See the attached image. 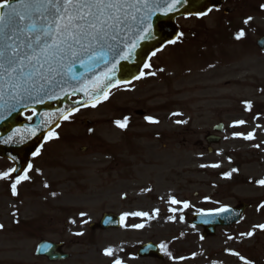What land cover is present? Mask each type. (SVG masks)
I'll list each match as a JSON object with an SVG mask.
<instances>
[{
    "label": "rangeland",
    "instance_id": "374dc122",
    "mask_svg": "<svg viewBox=\"0 0 264 264\" xmlns=\"http://www.w3.org/2000/svg\"><path fill=\"white\" fill-rule=\"evenodd\" d=\"M225 5L229 16L180 19L183 35L151 60L143 80L70 116L56 130L59 138L34 158L17 196L10 197L9 181L0 179V264H242V256L263 257V230L249 224L253 210L240 225L204 240L190 222L196 212L264 198L257 183L264 174V57L247 43H230L244 26L243 6L241 0ZM138 110L145 116L136 117ZM125 117L126 128L115 125ZM218 123L221 142L208 153L204 137ZM249 133L254 137L244 139ZM212 164L219 167H201ZM11 168L0 159V173ZM102 213L122 215L126 226L89 231ZM40 240L63 243L68 261L35 257ZM147 242L170 245L172 257H136ZM109 248L111 256L104 254Z\"/></svg>",
    "mask_w": 264,
    "mask_h": 264
},
{
    "label": "snow or ice",
    "instance_id": "6c2138e0",
    "mask_svg": "<svg viewBox=\"0 0 264 264\" xmlns=\"http://www.w3.org/2000/svg\"><path fill=\"white\" fill-rule=\"evenodd\" d=\"M179 3L181 0H19V3L12 4L10 0H5L0 3V9H5L0 11V109H6L5 114H10L20 108H30L28 101L42 103L45 97L60 99L61 93L69 94V88L74 92H83L89 97L91 106L96 107L101 102V96L107 100L108 89L120 83H113V76L110 74L115 72L120 60H128L141 41L151 38L152 17L157 13L167 16ZM244 23L247 24L248 20ZM244 35L241 30L235 38L239 40ZM177 40H169L168 43L175 44ZM152 55L155 56L156 52ZM77 65L84 70L79 75ZM101 65L105 69L97 74ZM144 67L149 68L150 65L145 64ZM143 75L141 72L136 78L140 79ZM85 106H88L87 102ZM247 107L251 109L250 102H247ZM71 114V111L67 114L63 110L60 112L64 120H68ZM46 115L48 118L42 123H53L54 114ZM145 119L149 123H159L152 117ZM175 122L187 123L181 120ZM237 123L244 124L245 121ZM115 124L122 129L126 128L128 118L117 120ZM25 131L35 134L34 129ZM19 132L17 129L13 135ZM253 137L254 134L249 133L244 139ZM47 138L59 137L52 130L48 132ZM11 139L10 136L4 142L8 143ZM34 155H39V150ZM201 167L216 168L219 165ZM31 168L32 165L29 164L28 169ZM11 171L15 172L17 169ZM236 171L237 169H232V172ZM8 176L9 173H0V179H7ZM230 177L231 172L226 174V178ZM28 179L25 172L11 185L14 196L17 194V184ZM257 183L264 186V179ZM170 202L180 203L175 199ZM184 207L188 205L185 203ZM220 211L227 212L229 209L222 208ZM12 215L15 216L16 213ZM133 215L147 216L148 213L137 212ZM3 227L0 224V229ZM135 227L141 228L143 225ZM259 227L264 230V225ZM246 235L251 236L252 233ZM50 247L51 245H46L45 249ZM165 247L161 245V248ZM112 251L111 248L106 249L104 254L111 256ZM232 254L238 255L235 252ZM241 260L243 264H249L243 257ZM114 264L121 262L115 260Z\"/></svg>",
    "mask_w": 264,
    "mask_h": 264
},
{
    "label": "water",
    "instance_id": "95a60500",
    "mask_svg": "<svg viewBox=\"0 0 264 264\" xmlns=\"http://www.w3.org/2000/svg\"><path fill=\"white\" fill-rule=\"evenodd\" d=\"M222 1L223 0H181V3L177 5L176 9L173 12H170L167 16L159 13L154 15L151 21V38L141 41L133 55L128 60H120L115 72L110 73L113 76L112 82L120 81V83H125L136 79V77L140 75L144 65L147 63L146 61L148 57L152 55L153 52H156L157 49H161L169 40H176L175 38L179 32V28L175 26L177 16H198L200 13H207L212 7L218 9ZM10 2L16 4L19 3V0H10ZM0 11H5V9H0ZM21 39H23V37H21ZM258 45L264 48V40L259 42ZM104 69L105 66L101 65L100 68L97 69V74ZM76 71L79 75L84 70L77 65ZM112 88L114 87L109 88L108 91ZM68 93V95L61 93L60 99H48L45 97L44 102L42 103L28 101L30 108H20L18 111H13L10 114H5L6 109H0V157L11 160L15 165L14 169H17V171H12V176L19 177L22 174L27 167L29 157L32 156L38 147L42 145L46 134L56 128L57 125L59 126L63 119L60 116L61 110L67 114L70 111L73 112L75 109L83 107L86 102L87 105L91 104L89 97L85 96L83 92H74L69 88ZM72 96L80 97L81 100L70 103L69 99ZM100 99L102 100L103 96H101ZM29 110L33 111L35 115L33 114L30 116L31 119H24L23 113ZM46 114H54L52 117L54 121L53 123L48 125L42 123V121L48 118ZM139 114H143V112H139ZM27 121H30V124ZM84 124L89 125L88 122H84ZM17 129H19L20 132L13 135ZM25 129H34L35 134H31L30 131H25ZM10 136L12 137L11 141L5 143L4 140ZM240 210L242 209L237 210L238 212L236 210H229L218 215H196L193 218V224L205 225V237H208V235L214 234L213 228L218 226V224L229 225L231 222L238 221L237 218L240 216ZM105 219L106 221H104V225L111 224L114 227H118L117 218H114L113 216H104L103 220ZM91 228L93 229V227ZM46 245H51V247L46 250ZM59 247L60 245L58 244L52 245L50 243H41L37 247L36 254L44 256L50 261L65 259L66 256H60L61 254L58 250ZM148 248L151 249L150 252H146V249ZM155 249L156 247L150 244L144 245V247L139 250L138 255L143 257H155Z\"/></svg>",
    "mask_w": 264,
    "mask_h": 264
},
{
    "label": "flooded vegetation",
    "instance_id": "af4514ba",
    "mask_svg": "<svg viewBox=\"0 0 264 264\" xmlns=\"http://www.w3.org/2000/svg\"><path fill=\"white\" fill-rule=\"evenodd\" d=\"M4 1L5 0L0 3H3ZM241 4L243 6L244 21L248 20L247 24L244 23L243 29L245 33V42L250 49L254 50L255 47L258 55L264 57V53L256 46L257 39L264 37V0H241ZM249 18L251 19L249 20ZM253 37L254 39L252 40ZM261 179H264V174L259 180ZM258 186L262 185L258 184ZM247 205L248 208L247 211L244 212L243 217L246 218L247 213H249L250 210H253V213H251V222L249 224L264 225V206H262L264 205V198H262L255 204L247 203ZM254 221L260 222L257 224H253ZM262 232L264 235V230ZM249 264H264V254L259 261L252 258L251 260H249Z\"/></svg>",
    "mask_w": 264,
    "mask_h": 264
}]
</instances>
